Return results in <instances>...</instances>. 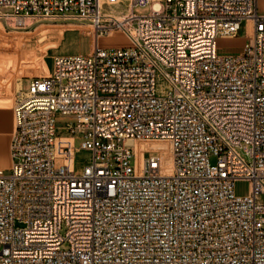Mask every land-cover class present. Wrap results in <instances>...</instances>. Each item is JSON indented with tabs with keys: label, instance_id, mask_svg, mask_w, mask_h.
Masks as SVG:
<instances>
[{
	"label": "built area",
	"instance_id": "built-area-1",
	"mask_svg": "<svg viewBox=\"0 0 264 264\" xmlns=\"http://www.w3.org/2000/svg\"><path fill=\"white\" fill-rule=\"evenodd\" d=\"M126 2L119 20L124 0H0L16 29L81 22L98 35L18 90L0 264H264L259 0ZM244 21L248 42L221 52Z\"/></svg>",
	"mask_w": 264,
	"mask_h": 264
},
{
	"label": "rangeland",
	"instance_id": "rangeland-1",
	"mask_svg": "<svg viewBox=\"0 0 264 264\" xmlns=\"http://www.w3.org/2000/svg\"><path fill=\"white\" fill-rule=\"evenodd\" d=\"M123 9L122 7L117 9ZM137 13H141L143 15L150 14V7H146L144 9H135ZM258 11L261 14H264V0H259ZM2 23V28H0V49L6 48V42L2 41V39H12L18 35H24L22 39L25 41H29L28 45L30 46V50H39L41 52L44 48L42 47L46 43L54 42V46L52 48L47 49L48 55L45 58V61L48 62L49 70L52 71L54 58L59 55H68V53L62 52V49L66 45L77 44L78 38L83 37L85 48L82 52H75L72 54H90L93 51L94 45V32L92 26L87 23L81 22H50V21H39L34 22L31 26L25 29H16L13 27L12 23H7L6 21L0 20ZM47 31H53L55 34H50ZM248 24L244 21L241 25V29L236 38L234 39H220L218 40V46L221 49V52H234L238 51L243 45L248 42ZM109 40H103V43H110ZM26 42H23V45ZM27 44V43H26ZM48 75L44 69H42V64L38 61L34 66L29 67L26 74H15L12 77L13 84L10 95L13 98L16 95V92L20 89L19 85L23 82V90L27 89L28 81L30 78L35 76H43ZM159 82L162 83V79H159ZM0 88H2L0 86ZM66 122H61L60 125H65ZM82 139L78 138L76 140V145L80 146L82 143ZM140 150V149H139ZM90 158V153L87 151H81L77 155L76 159V168L80 170L84 167ZM214 162V160H212ZM250 192V182L246 180H240L235 183V194L237 196H246ZM17 226H21L19 223Z\"/></svg>",
	"mask_w": 264,
	"mask_h": 264
},
{
	"label": "crops",
	"instance_id": "crops-1",
	"mask_svg": "<svg viewBox=\"0 0 264 264\" xmlns=\"http://www.w3.org/2000/svg\"><path fill=\"white\" fill-rule=\"evenodd\" d=\"M0 28H2L1 21ZM47 32L55 34L53 31ZM23 37L24 35H18L10 40L2 39L6 42L7 47L0 49V86L2 87L0 88V170L2 171H8L12 165L10 143L15 128L14 108L18 99V91L14 98L10 95L12 94V77L15 74H26L28 68L34 66L38 61L41 62L42 69L46 73H50L48 62L45 61L48 55L46 50L52 48L54 42L46 43L42 46L45 48L39 52V50H30L29 41H25L22 39ZM77 38L79 41L77 44L64 46L62 52L69 53L75 50L82 52L85 45L83 37L77 36ZM23 42L27 44L23 45ZM20 87H23V82L18 88Z\"/></svg>",
	"mask_w": 264,
	"mask_h": 264
},
{
	"label": "bare ground",
	"instance_id": "bare-ground-1",
	"mask_svg": "<svg viewBox=\"0 0 264 264\" xmlns=\"http://www.w3.org/2000/svg\"><path fill=\"white\" fill-rule=\"evenodd\" d=\"M127 0H124V8L122 9H115L116 11H117V18L119 19V20H122L123 19V14H125L126 13V11L128 10V7H127V2H126ZM122 7V6H121ZM28 23H30V22H28ZM251 32V31H250ZM97 32H94V43L96 42V40H97ZM82 39V38H81ZM82 46H83V44H82ZM86 46L84 45V48H85ZM71 48H72V46H71ZM76 48V47H75ZM67 49V48H66ZM67 51V50H66ZM75 52H78V50H75V51H73V52H69L68 54H72V53H75ZM80 53V52H79Z\"/></svg>",
	"mask_w": 264,
	"mask_h": 264
}]
</instances>
